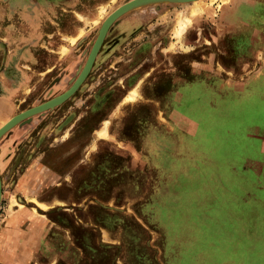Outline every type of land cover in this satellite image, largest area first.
<instances>
[{
	"label": "rangeland",
	"instance_id": "obj_1",
	"mask_svg": "<svg viewBox=\"0 0 264 264\" xmlns=\"http://www.w3.org/2000/svg\"><path fill=\"white\" fill-rule=\"evenodd\" d=\"M130 1L0 0V127ZM262 135L264 0L142 5L0 138V233L21 209L25 264H264V175L237 165Z\"/></svg>",
	"mask_w": 264,
	"mask_h": 264
},
{
	"label": "water",
	"instance_id": "obj_2",
	"mask_svg": "<svg viewBox=\"0 0 264 264\" xmlns=\"http://www.w3.org/2000/svg\"><path fill=\"white\" fill-rule=\"evenodd\" d=\"M190 1H195V0H132L122 6H120L117 10H115L108 18L105 20L103 23L97 40L94 43V46L92 48V51L89 55V58L87 60V63L84 67L83 72L81 75L78 77L74 85L69 88L66 92L61 94L55 99L46 101L40 105L34 106L28 110H25L13 118H11L4 126L0 128V138L4 136L7 132H9L13 127L21 123L22 121L37 115L39 113H42L46 110L53 109L64 102H66L72 95L76 93V91L79 89V87L84 83L86 80L87 76L89 75L93 64L96 60V57L99 53V50L101 48V45L111 27V25L119 19L121 16L125 15L126 13L133 11L137 8H139L142 5L149 4V3H156V2H190ZM2 193H3V187H2V180H1V175H0V209H1V204H2Z\"/></svg>",
	"mask_w": 264,
	"mask_h": 264
},
{
	"label": "crops",
	"instance_id": "obj_3",
	"mask_svg": "<svg viewBox=\"0 0 264 264\" xmlns=\"http://www.w3.org/2000/svg\"><path fill=\"white\" fill-rule=\"evenodd\" d=\"M259 139L263 140V142L261 143L262 146L260 147V152H263L262 151L263 146H264L263 135L259 136ZM261 154L264 155V153H261ZM242 162H243L242 168L244 170H252L253 173L255 175H258V176L264 175V157H263V160H261V159L258 160L256 158H254V159L251 158V160H248V159L245 160V158H244V159H242V161H237V165L241 164ZM252 162H253L254 166L257 165L256 166L257 168L248 166L249 163L251 164ZM258 164H260V166L263 165L262 166L263 169L259 168V169H261L260 171L258 169ZM246 183L250 185L253 183V181L247 180ZM249 196H250V193H249ZM21 211L22 210L20 209L17 211V214H13V216H12L13 221L11 222V224L7 227V229H5L4 232L0 233V264H25V262H26V261H24V262L19 261L20 259H18V258H21V256L19 255L20 250L26 249L27 251H29V249H30L29 244H28V241H29L28 239H30L29 235H28V233L23 231L22 227H20V224H19V216H20ZM254 212L256 213V211H254ZM24 247H26V248H24Z\"/></svg>",
	"mask_w": 264,
	"mask_h": 264
},
{
	"label": "flooded vegetation",
	"instance_id": "obj_4",
	"mask_svg": "<svg viewBox=\"0 0 264 264\" xmlns=\"http://www.w3.org/2000/svg\"><path fill=\"white\" fill-rule=\"evenodd\" d=\"M255 138H256V137H255ZM257 139H259V138H257ZM259 140L261 141V143L263 142V140H261V139H259ZM260 146H262V145H260ZM259 151H260V150H259ZM241 159H242V158H239L238 161H241ZM243 159H244V158H243ZM242 167H243V166H242ZM242 167H241V169H242ZM245 171H246V170H245ZM254 172H255V171H254ZM238 175H239V173H238ZM245 181H246V180H245ZM241 184H242V183H241ZM244 185H245V184H244V182H243V186H244ZM246 186H248V185H246ZM262 188H264V187H262V186H261L260 188L257 187V189H260V190H261ZM244 194H245V193L242 191V195H244ZM252 198L255 199L256 196H255V197H252ZM257 198H258V197H257ZM258 199H259V198H258ZM242 201H243V200H242ZM257 201H258L259 203H264V202H262L261 199H259V200H257ZM257 201H256L255 203H257ZM244 202H245V200L243 201V203H244ZM251 212H254V211H251ZM251 212H250V213H251Z\"/></svg>",
	"mask_w": 264,
	"mask_h": 264
},
{
	"label": "bare ground",
	"instance_id": "obj_5",
	"mask_svg": "<svg viewBox=\"0 0 264 264\" xmlns=\"http://www.w3.org/2000/svg\"><path fill=\"white\" fill-rule=\"evenodd\" d=\"M2 126H4V125H2ZM2 126H1V127H2ZM1 127H0V128H1ZM107 135H108L107 133H104V135H103V136L107 137Z\"/></svg>",
	"mask_w": 264,
	"mask_h": 264
}]
</instances>
